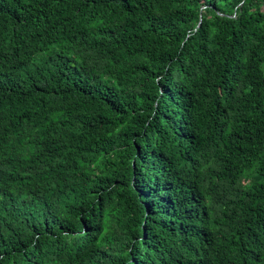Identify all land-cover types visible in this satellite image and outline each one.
Returning a JSON list of instances; mask_svg holds the SVG:
<instances>
[{"label": "trees", "instance_id": "obj_1", "mask_svg": "<svg viewBox=\"0 0 264 264\" xmlns=\"http://www.w3.org/2000/svg\"><path fill=\"white\" fill-rule=\"evenodd\" d=\"M0 264H264V0H0Z\"/></svg>", "mask_w": 264, "mask_h": 264}, {"label": "water", "instance_id": "obj_2", "mask_svg": "<svg viewBox=\"0 0 264 264\" xmlns=\"http://www.w3.org/2000/svg\"><path fill=\"white\" fill-rule=\"evenodd\" d=\"M200 24H201V20H200V22H199V24H198V26H197V27H199V26H200Z\"/></svg>", "mask_w": 264, "mask_h": 264}]
</instances>
